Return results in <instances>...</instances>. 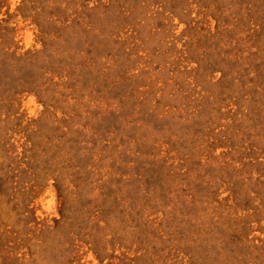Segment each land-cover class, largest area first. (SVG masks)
I'll return each mask as SVG.
<instances>
[{
    "label": "rangeland",
    "instance_id": "obj_1",
    "mask_svg": "<svg viewBox=\"0 0 264 264\" xmlns=\"http://www.w3.org/2000/svg\"><path fill=\"white\" fill-rule=\"evenodd\" d=\"M0 264H264V0H0Z\"/></svg>",
    "mask_w": 264,
    "mask_h": 264
}]
</instances>
